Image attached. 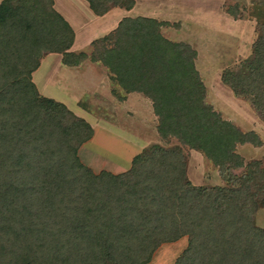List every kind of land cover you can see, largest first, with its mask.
Here are the masks:
<instances>
[{
    "label": "trees",
    "instance_id": "16d2710c",
    "mask_svg": "<svg viewBox=\"0 0 264 264\" xmlns=\"http://www.w3.org/2000/svg\"><path fill=\"white\" fill-rule=\"evenodd\" d=\"M87 1L98 16L134 4ZM257 7L263 15L252 54L221 80L264 118V0ZM164 25L123 17L94 43L102 48L94 60L127 93L150 98L161 137L202 151L236 186H191L179 146L152 147L117 175L83 166L77 149L91 135L89 125L43 99L26 78L43 53L70 49L69 24L51 0H6L0 4V264H147L161 244L184 237L188 246L175 264H264V228L254 225L264 206V160L245 164L236 150L261 142L205 102L196 52L161 36ZM234 168L243 169L241 176Z\"/></svg>",
    "mask_w": 264,
    "mask_h": 264
},
{
    "label": "rangeland",
    "instance_id": "374dc122",
    "mask_svg": "<svg viewBox=\"0 0 264 264\" xmlns=\"http://www.w3.org/2000/svg\"><path fill=\"white\" fill-rule=\"evenodd\" d=\"M4 1L0 0V4ZM136 1L141 9L135 13L148 11L145 8L146 0ZM258 1L221 0L219 7L224 16H231L226 10L227 6L236 11L237 15L232 19L223 17L217 22L210 16L200 18L193 15L188 18L186 16L191 14L188 13L185 16L178 15L179 18L171 22L160 20L166 25L159 29L164 38L187 44L196 52L194 63L207 91L205 102L241 132L258 136L260 145L236 146L238 156L245 164L264 160V118L248 100L231 91L221 77L222 73L228 71H240L243 61L252 54L263 15V11L257 7ZM199 3L203 5L202 1ZM70 29L74 38V31ZM114 29L102 33L97 24L77 27L80 39L92 37V41L86 40L79 46H73L72 43L70 49L59 53H43L37 59L35 69L26 77L43 99L65 106L74 118L89 125L91 135L77 149L81 164L96 174L104 171L117 175L130 169L133 157L152 147L179 146L184 153L185 173L191 186H236L235 182L227 181L225 175L220 174L218 167L202 151L181 145L175 136L161 137L157 131L159 120L153 113L150 98L140 93H127L110 70L100 61L94 60L102 53L98 41ZM242 172V168L231 169V173L238 177ZM254 225L264 228V206H258ZM188 240V237H184L161 244L147 264H175L177 257L187 248Z\"/></svg>",
    "mask_w": 264,
    "mask_h": 264
},
{
    "label": "crops",
    "instance_id": "0c3cea01",
    "mask_svg": "<svg viewBox=\"0 0 264 264\" xmlns=\"http://www.w3.org/2000/svg\"><path fill=\"white\" fill-rule=\"evenodd\" d=\"M52 8L60 13V15L66 20L69 26L74 31L75 41L73 46H79L81 43H85L87 39H80L77 34V27L85 28L87 25L97 24V27L101 28L102 33L107 30L114 29L119 21L125 16H146L152 17L158 21L168 20L171 22L179 18L178 15H187L186 17L195 15V17H207L216 20L225 17L233 18L231 15L224 16L221 13L220 1L221 0H146L145 13H135V11L141 9L138 6V2L134 1L131 9H126L123 6H114L104 15L98 16L93 9L90 8L88 1L86 0H51ZM203 5H199L201 2ZM194 2V3H193ZM196 2V3H195ZM195 4V5H194ZM205 4V5H204ZM175 13L176 15L174 16ZM179 13V14H178ZM172 14L173 17L172 18ZM177 17V18H176ZM222 17V18H221ZM167 18V19H166ZM199 19V18H197ZM76 28V29H75ZM104 28V29H103ZM108 28V29H106ZM111 28V29H110ZM106 30V31H105ZM101 33V34H102ZM92 41V37L88 38L87 42ZM86 42V43H87Z\"/></svg>",
    "mask_w": 264,
    "mask_h": 264
}]
</instances>
